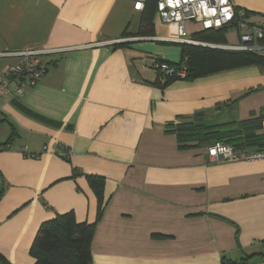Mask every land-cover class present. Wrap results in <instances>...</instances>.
<instances>
[{
  "label": "crops",
  "instance_id": "crops-1",
  "mask_svg": "<svg viewBox=\"0 0 264 264\" xmlns=\"http://www.w3.org/2000/svg\"><path fill=\"white\" fill-rule=\"evenodd\" d=\"M231 1L247 24L264 27V0ZM142 15L133 0H0V55L48 52L33 87L0 98V256L8 264H32L42 224L57 215L95 222L87 176L104 180L92 264H264V160L210 164L207 144L180 147L168 125L196 114L206 126L264 115V68L162 86L156 61L178 63L184 45L237 46L240 32L233 26L213 42L216 30L187 22L189 42H175V26L155 13L154 34L143 37ZM17 61L0 57V79Z\"/></svg>",
  "mask_w": 264,
  "mask_h": 264
},
{
  "label": "trees",
  "instance_id": "trees-1",
  "mask_svg": "<svg viewBox=\"0 0 264 264\" xmlns=\"http://www.w3.org/2000/svg\"><path fill=\"white\" fill-rule=\"evenodd\" d=\"M142 11L138 34L151 37L154 34L152 16L156 12L155 0H146ZM233 26L235 22L211 33L210 37L213 38H207L210 41L219 42L223 33ZM204 32H209V30ZM198 35L195 34L193 37L197 40ZM262 42L264 43V39ZM183 61L186 65L184 80L248 65L264 68V56L253 52L225 51L194 45L182 46L181 59L178 63L158 60L155 64L164 62L170 66H177ZM158 74L161 75L159 72ZM162 78L164 80L162 86L176 79L174 77ZM192 118L193 120L189 122L168 124L172 127L180 147H185L192 141L197 144H207V146L221 142L235 150H260L263 147L264 115L220 126L202 124V114H196ZM87 181L96 198L95 222L92 224L78 223L72 213H66L43 223L30 249L32 264H92L90 243L95 224L100 220L104 211V180L97 176H87ZM221 262L222 264H243V260L234 262L225 258H222ZM0 264L8 263L0 256Z\"/></svg>",
  "mask_w": 264,
  "mask_h": 264
},
{
  "label": "built area",
  "instance_id": "built-area-1",
  "mask_svg": "<svg viewBox=\"0 0 264 264\" xmlns=\"http://www.w3.org/2000/svg\"><path fill=\"white\" fill-rule=\"evenodd\" d=\"M146 0H133V10L140 12ZM156 15L164 24L173 25L178 37L175 42H185V24L187 22L198 24L202 30H218L235 22L239 30V44L224 47L228 51L253 52L264 56V28L247 24L243 13L237 11L231 0H155ZM48 52L23 51L17 53H4L0 57H14L18 61L9 65L4 76L0 79V98L11 89L15 97H20L25 89L33 87L47 72L48 64L41 61V56ZM155 68L162 77L184 79L186 77L185 61L177 66L167 63H156ZM264 127V122H263ZM47 150V147H44ZM67 157L64 151L62 157ZM206 156L210 164L228 162H252L264 160L263 147L260 150H235L231 146L216 142L206 149ZM38 158V156H33Z\"/></svg>",
  "mask_w": 264,
  "mask_h": 264
},
{
  "label": "rangeland",
  "instance_id": "rangeland-1",
  "mask_svg": "<svg viewBox=\"0 0 264 264\" xmlns=\"http://www.w3.org/2000/svg\"><path fill=\"white\" fill-rule=\"evenodd\" d=\"M161 46L166 47V49H171V48H173V47H178V46H176V45H172V44H161Z\"/></svg>",
  "mask_w": 264,
  "mask_h": 264
}]
</instances>
